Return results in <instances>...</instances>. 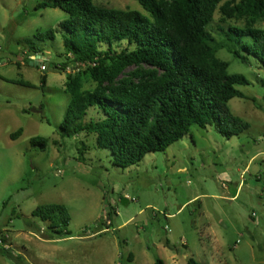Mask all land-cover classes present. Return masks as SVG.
Segmentation results:
<instances>
[{
	"label": "rangeland",
	"instance_id": "374dc122",
	"mask_svg": "<svg viewBox=\"0 0 264 264\" xmlns=\"http://www.w3.org/2000/svg\"><path fill=\"white\" fill-rule=\"evenodd\" d=\"M40 1L48 0H0V264H152L157 257L166 264L190 257L201 264H264V71L256 58L243 63L225 48L216 52L229 73L249 80L236 86L246 97L227 102L249 124L240 134L227 138L213 125L193 124L165 150L121 168L93 135L59 132L70 98L64 82L84 67L53 68L67 61L59 23L68 15L36 9ZM93 2L146 14L136 0ZM219 17L216 9L209 26L216 38L224 25ZM49 28L57 29L53 39L34 38ZM26 39L46 70L29 64ZM81 75L83 88L92 89L95 83ZM36 96L38 113L30 111ZM32 137L45 138V147L32 145ZM48 203L67 207L68 235L46 237L48 223L32 216Z\"/></svg>",
	"mask_w": 264,
	"mask_h": 264
},
{
	"label": "trees",
	"instance_id": "16d2710c",
	"mask_svg": "<svg viewBox=\"0 0 264 264\" xmlns=\"http://www.w3.org/2000/svg\"><path fill=\"white\" fill-rule=\"evenodd\" d=\"M136 1L146 14L93 0L35 5L59 8L68 15L59 23L67 61L53 68L64 72L68 62L84 67L68 74L64 82L70 98L58 125L61 136L93 135L98 148L109 150L112 164L126 168L147 153L165 150L193 124L213 125L227 138L240 134L249 124L232 114L227 102L245 98L236 86L249 80L241 73H229L228 62L216 52L225 48L243 63L252 56L264 71V26H256L264 20V0ZM216 9L224 22L217 26L219 38L209 29ZM56 31L49 28L34 38L53 39ZM24 44L30 52H39L29 39ZM81 72L95 83L92 89L83 88ZM45 78L43 74L42 86ZM91 110L98 116H90ZM21 133L19 127L10 137ZM30 143L43 148L46 139L32 137ZM85 150L81 141L80 160ZM32 216L48 223L46 237L70 233V215L63 204L39 205ZM4 254L11 257L7 250ZM152 264L166 263L157 257ZM186 264L201 263L190 257Z\"/></svg>",
	"mask_w": 264,
	"mask_h": 264
},
{
	"label": "built area",
	"instance_id": "2783aa9c",
	"mask_svg": "<svg viewBox=\"0 0 264 264\" xmlns=\"http://www.w3.org/2000/svg\"><path fill=\"white\" fill-rule=\"evenodd\" d=\"M29 58L31 59V62H34V60L37 59V61H36L37 64L36 65L38 66V68L41 71L46 70L47 63L42 62V61H39V60H42L41 59V54L39 52H34L33 55H31ZM75 66L77 68V67H79V64L78 63H75Z\"/></svg>",
	"mask_w": 264,
	"mask_h": 264
},
{
	"label": "water",
	"instance_id": "95a60500",
	"mask_svg": "<svg viewBox=\"0 0 264 264\" xmlns=\"http://www.w3.org/2000/svg\"><path fill=\"white\" fill-rule=\"evenodd\" d=\"M34 64L36 65L37 63L35 62ZM31 104H32V106L30 107L31 112H36V113L40 112L39 99L37 98V96L31 100Z\"/></svg>",
	"mask_w": 264,
	"mask_h": 264
},
{
	"label": "crops",
	"instance_id": "0c3cea01",
	"mask_svg": "<svg viewBox=\"0 0 264 264\" xmlns=\"http://www.w3.org/2000/svg\"><path fill=\"white\" fill-rule=\"evenodd\" d=\"M29 60H30V61H29V64H34V63H35V62H34V63H30V62H31V59L29 58Z\"/></svg>",
	"mask_w": 264,
	"mask_h": 264
}]
</instances>
